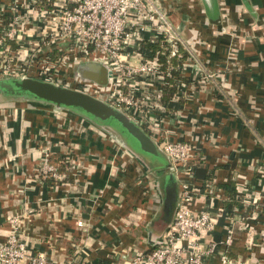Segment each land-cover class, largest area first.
<instances>
[{
	"label": "crops",
	"instance_id": "0c3cea01",
	"mask_svg": "<svg viewBox=\"0 0 264 264\" xmlns=\"http://www.w3.org/2000/svg\"><path fill=\"white\" fill-rule=\"evenodd\" d=\"M160 1L214 74L200 81L187 66L184 74L198 83L185 84L160 115L168 137L200 157L192 177L182 174L197 190L189 206L210 214L212 240L233 233L230 256L264 264V0ZM29 21L19 25L28 24L23 40H36L50 26L38 19L34 30ZM16 49L14 41L0 45L5 54ZM73 67L66 71L77 77ZM81 119L41 102L0 105V242L15 217L28 252L41 253L48 264H118L160 240L176 208L178 180L167 222L160 173L151 164L145 170ZM45 155L57 159L61 180L37 174ZM231 181L239 193L234 203L220 187Z\"/></svg>",
	"mask_w": 264,
	"mask_h": 264
},
{
	"label": "built area",
	"instance_id": "2783aa9c",
	"mask_svg": "<svg viewBox=\"0 0 264 264\" xmlns=\"http://www.w3.org/2000/svg\"><path fill=\"white\" fill-rule=\"evenodd\" d=\"M33 2L36 0H6L0 9V45L7 46L14 41L18 48L13 53L0 52V78L35 77L85 92L107 104H123L127 112L132 113V119L146 125L143 129L157 143L168 160L169 171L178 180L176 208L160 240L148 251L134 253L118 264H246L230 256L233 233L229 231L219 242L212 240L209 236L214 223L210 214L189 206L197 190L182 174L192 177L191 172L199 161L198 153L190 154L192 149L188 143L171 140L168 132L159 127L164 111L161 93L165 74L158 63L138 58L136 52L141 42L168 43L167 76L172 68L170 58H179L185 52L187 59L182 63L183 71L192 65L199 75L198 80L205 82L214 77L211 70H205L201 52H193L192 44L173 23L161 1L53 0L51 10L38 11ZM3 15L9 16L6 25L2 23ZM25 17L34 30L38 28L35 26L38 19H46L49 29L36 40H23L19 34L28 24L19 25ZM49 52L59 56L58 59L52 60ZM85 62L107 67L110 78L106 86L67 73L66 67ZM184 87L183 83L178 85L179 92L174 100L181 97ZM146 107L149 110L144 111ZM36 172L55 180L63 178L49 155L39 161ZM10 222L13 228L0 242V264H19L23 259L30 264H48L41 253L28 252L18 234V219L12 217ZM82 224L79 222L80 226ZM214 257L216 262L210 263Z\"/></svg>",
	"mask_w": 264,
	"mask_h": 264
},
{
	"label": "water",
	"instance_id": "95a60500",
	"mask_svg": "<svg viewBox=\"0 0 264 264\" xmlns=\"http://www.w3.org/2000/svg\"><path fill=\"white\" fill-rule=\"evenodd\" d=\"M226 31L225 27L218 28L220 33H226ZM73 72H76L80 79L98 86H106L110 78V71L107 67L97 62L78 64L73 67ZM25 101L28 103L41 102L50 106L54 112L68 113L72 111L83 119H87L104 136L126 150L145 170L150 167L145 160L148 157L159 155L165 157L148 132L139 127L131 117L94 96L35 77L0 79V105ZM96 119L118 124L137 145L140 154L134 153L123 139L118 138V134H114L109 128L96 123ZM165 159L168 162L166 157ZM156 171L162 176L163 219L168 222L175 206L177 182L171 171L163 172V169Z\"/></svg>",
	"mask_w": 264,
	"mask_h": 264
},
{
	"label": "trees",
	"instance_id": "16d2710c",
	"mask_svg": "<svg viewBox=\"0 0 264 264\" xmlns=\"http://www.w3.org/2000/svg\"><path fill=\"white\" fill-rule=\"evenodd\" d=\"M52 1L53 0H49V1L48 0H36L35 3L33 2L34 8L37 11L38 10H51L53 8ZM1 19H2V23L4 25H6L8 20H9V16L3 15V16H1ZM163 43L164 44H161V41L160 42H151V41L150 42H148V41L141 42L140 47L137 50L136 54L141 61H152V62L158 63L159 67L163 70V72L165 74V75H163V79L165 81V84L163 86L162 93H161V104H162L164 110H166L169 108V101L170 100L176 101V100H174V97L179 92V88H178L179 84H181V83L187 84L189 82H191L193 84H197L198 82L196 79L186 76L187 74H184V72L181 68L183 61L187 59V54L185 52H182V56L179 58H170L169 63H171L172 68L169 71L170 76L166 75V73H167L166 69L168 66V62H167L168 51L166 50V46H168V43L166 41L165 42L163 41ZM58 57L59 56H54L53 58H51V57L50 58L52 60H56V59H58ZM70 76H71V74H70ZM85 120L87 121V123L89 125H92L91 123H89V121L87 119H84V121ZM96 122H97V120H96ZM101 122L103 124H107L106 121H101ZM110 125L113 126V123H110ZM94 128L97 129L95 126H94ZM117 130L119 131V128ZM124 139H125L127 145L130 144L132 147H135V144L133 143V141L132 140L130 141L127 138V136L124 137ZM131 146H129V147L132 149V151L134 153H138L136 148H132ZM138 154H140V153H138ZM190 154H193V151H190ZM148 158H150V161H147L146 159L145 160H146L147 164H151L154 167V170L163 169V172H166V171L168 172L170 170L169 163L166 161V159H165V157H163V155L150 156ZM50 160L54 166L56 165L58 167L59 163L57 162V159H54V156L52 159L50 158ZM199 160H200V157H199ZM220 187L224 191V193L227 195V197L229 198V200H230L229 202H231V203L236 202V199H237L239 193L236 190L234 181H231L227 184L220 185Z\"/></svg>",
	"mask_w": 264,
	"mask_h": 264
},
{
	"label": "rangeland",
	"instance_id": "374dc122",
	"mask_svg": "<svg viewBox=\"0 0 264 264\" xmlns=\"http://www.w3.org/2000/svg\"><path fill=\"white\" fill-rule=\"evenodd\" d=\"M189 1V0H188ZM231 31H226V33H225V35L226 34H228V35H231L232 36V34L230 33ZM230 53V52H229ZM229 53L227 54V55H229ZM8 77H1L0 79H7ZM111 105V104H110ZM112 106H114V107H116V108H118L121 112H123V113H125L127 116H131L132 115V113L131 112H127L128 110H126L125 108H124V105L123 104H118L117 106H115V105H112ZM134 106V105H133ZM140 107H138V109H139ZM143 110L144 111H146V110H149V107H146V108H143ZM133 111V110H132ZM97 120V119H96ZM139 127H141V128H144L146 125L141 121V120H135V119H132ZM169 120V119H168ZM170 121V120H169ZM99 122V124L100 125H103V126H105V127H107V128H109V130H111V132L112 133H114V134H118L117 136H118V138L120 139H123L124 141H125V139H124V137H126L127 136V138L131 141L132 139L131 138H129L128 137V135H127V133L118 125V124H116V123H114V122H112V121H106L107 122V124H103L100 120H97V122L96 123H98ZM113 123V126L112 125H110V123ZM92 126V125H91ZM92 127H94V126H92ZM119 128V131L117 130V129ZM146 131V130H145ZM163 131H166V130H164L163 129ZM147 132V131H146ZM125 135V136H124ZM120 136V137H119ZM127 140V139H126ZM133 141V140H132ZM126 142V141H125ZM134 143V142H133ZM135 144V143H134ZM129 146H131L130 144H129ZM132 147V146H131ZM132 148H136V150H137V152L138 153H140V151L138 150V148H137V145L135 144V147H132ZM147 161H150V158H148V159H146ZM146 163V162H145Z\"/></svg>",
	"mask_w": 264,
	"mask_h": 264
}]
</instances>
